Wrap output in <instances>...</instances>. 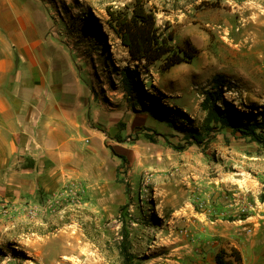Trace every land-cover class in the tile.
<instances>
[{
    "label": "rangeland",
    "instance_id": "rangeland-1",
    "mask_svg": "<svg viewBox=\"0 0 264 264\" xmlns=\"http://www.w3.org/2000/svg\"><path fill=\"white\" fill-rule=\"evenodd\" d=\"M118 1H53L60 31L87 67L97 134L61 181L9 203L12 212L0 216V264H121L124 233L136 264H217L235 242L222 236L229 224L244 219L248 205L264 208V146L224 129L201 147L187 145L215 76L239 111L264 107V0H145L174 48L197 51L164 74L161 62L146 70L132 62L105 25L106 8L134 2L111 4ZM125 67L138 69L141 97L122 89Z\"/></svg>",
    "mask_w": 264,
    "mask_h": 264
},
{
    "label": "crops",
    "instance_id": "crops-1",
    "mask_svg": "<svg viewBox=\"0 0 264 264\" xmlns=\"http://www.w3.org/2000/svg\"><path fill=\"white\" fill-rule=\"evenodd\" d=\"M53 1L0 0V201L13 205L78 167L81 148L97 134L87 67L60 31ZM252 223L245 216L243 227L236 220L222 236L235 241L241 264H264V226L246 236Z\"/></svg>",
    "mask_w": 264,
    "mask_h": 264
},
{
    "label": "trees",
    "instance_id": "trees-1",
    "mask_svg": "<svg viewBox=\"0 0 264 264\" xmlns=\"http://www.w3.org/2000/svg\"><path fill=\"white\" fill-rule=\"evenodd\" d=\"M105 25L119 40L121 46L126 49L132 62L141 64L146 70L150 66L161 62L160 72L167 73L175 66L190 64L196 57L197 51L188 44V48H174L171 45L172 37L165 38L159 33L156 26L154 12L147 8L145 0H134L132 7L124 9H105ZM91 20L96 22L92 15ZM97 26V25H96ZM95 26V27H96ZM100 39L103 37L98 27ZM137 68L125 67L121 70V85L127 97H141L144 92L139 79ZM224 79L215 76L208 90L203 93L200 110L204 113L200 129H190V140L187 145L201 147L211 140V134L216 130H228L233 137H240L251 143L264 146V107H251L247 112H241L233 104L228 103L224 97ZM155 108L154 96L150 97ZM223 103V107L219 104ZM181 120L190 123V118L177 111ZM152 141V138L147 137ZM178 151H183L185 146H176ZM127 235L123 234L120 245L121 264H136L137 258L131 254L125 245ZM229 260L224 261L216 257L217 264H241L240 253L232 248L229 252Z\"/></svg>",
    "mask_w": 264,
    "mask_h": 264
},
{
    "label": "built area",
    "instance_id": "built-area-1",
    "mask_svg": "<svg viewBox=\"0 0 264 264\" xmlns=\"http://www.w3.org/2000/svg\"><path fill=\"white\" fill-rule=\"evenodd\" d=\"M261 207H264V204L261 205ZM13 206L9 204V202L6 201H0V216H4L7 214H10L12 212ZM242 213L246 214V219H253L254 223H252V226L249 228H245V235L250 236L253 234L254 228H259V224L262 223L264 226V208L263 210H260L257 212L255 210V207L253 206H246L242 209ZM226 216V215H223ZM237 222L239 223L240 227H243V219H238Z\"/></svg>",
    "mask_w": 264,
    "mask_h": 264
},
{
    "label": "bare ground",
    "instance_id": "bare-ground-1",
    "mask_svg": "<svg viewBox=\"0 0 264 264\" xmlns=\"http://www.w3.org/2000/svg\"><path fill=\"white\" fill-rule=\"evenodd\" d=\"M65 255H66V254H65ZM64 258H65V260H67V257H64ZM64 258H63V259H64Z\"/></svg>",
    "mask_w": 264,
    "mask_h": 264
}]
</instances>
